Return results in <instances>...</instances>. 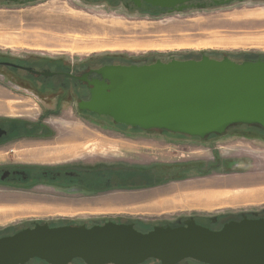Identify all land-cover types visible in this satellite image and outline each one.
I'll return each instance as SVG.
<instances>
[{
  "label": "rangeland",
  "instance_id": "obj_1",
  "mask_svg": "<svg viewBox=\"0 0 264 264\" xmlns=\"http://www.w3.org/2000/svg\"><path fill=\"white\" fill-rule=\"evenodd\" d=\"M133 7L120 0H0V57L76 66L86 60L145 64L203 54L264 59V0L205 2L174 12ZM8 72L14 71L0 67V124L18 138L0 144V237L33 223L91 226L107 220L147 231L193 218L216 229L264 210L261 127L237 124L205 140L160 130L126 134L106 120L79 116L72 102L58 103L45 116L52 106L40 104L30 89L17 88L4 77ZM28 129L37 137L23 136ZM24 168L33 181L3 183L4 172ZM86 170L103 180L63 179Z\"/></svg>",
  "mask_w": 264,
  "mask_h": 264
},
{
  "label": "water",
  "instance_id": "obj_2",
  "mask_svg": "<svg viewBox=\"0 0 264 264\" xmlns=\"http://www.w3.org/2000/svg\"><path fill=\"white\" fill-rule=\"evenodd\" d=\"M206 1L230 0H131L136 7L145 3L147 8L167 12L188 5L201 8ZM94 71L100 79L88 81L89 99L79 102L77 109L118 125L199 139L222 135L237 124L264 129V59L235 61L203 54L199 59L104 65ZM6 133L0 128V137ZM34 259L46 264H70L76 259L84 264H143L150 259L160 264L184 260L264 264V217L242 215L218 229L189 218L147 231L111 220L91 226L33 223L0 237V264H27Z\"/></svg>",
  "mask_w": 264,
  "mask_h": 264
},
{
  "label": "flooded vegetation",
  "instance_id": "obj_3",
  "mask_svg": "<svg viewBox=\"0 0 264 264\" xmlns=\"http://www.w3.org/2000/svg\"><path fill=\"white\" fill-rule=\"evenodd\" d=\"M115 1L118 0H109L107 2L113 3ZM120 1H122L124 4L129 5L131 8H134L133 2H131V0H120ZM206 3H210V1H206ZM140 7L145 9L147 5L145 3H142ZM149 10L150 12H152L155 10V8L151 7ZM156 10L162 12L165 11V9H160V8H157ZM9 64H13L15 66ZM111 64H121V63L108 62L98 65L94 61L86 60L82 64L76 66V65L65 64L64 62L62 61L60 62L58 60H43V59L30 58V57H25L23 59H18V60L15 59L10 60L7 58L5 59L0 57V67L11 68L14 71L13 74H10V72L5 73L4 74L5 76L3 75L5 78L10 77L12 79L11 83H14L17 88L30 89L33 92V95L39 94L38 97L40 96L41 98L45 99V102H43L41 101L42 99L39 97L40 104L43 103V105L54 107V108L48 107V111H45L43 113L45 116L47 113L56 111V106L59 105L58 103L72 102V104L74 103V106L76 105L77 108V104L79 102L87 101L89 99V89L91 87L88 85V81L92 79H100V76L97 73H95L94 70L98 69L101 66L111 65ZM44 73L46 74L44 75ZM52 101L53 104H51ZM79 116L85 118L92 116L97 120H104V121L106 120L110 122L109 124L112 125L114 128H116L117 131L126 134H134V133L147 134L150 133V131H152L150 130L147 133H145L144 131L138 128L118 125L114 123L110 118L104 116H98L88 111H79ZM0 128L4 129V125L0 124ZM161 133L162 134L164 133L166 135L173 134L166 131H161ZM22 135L23 136L27 135V137L35 138L37 132L33 129H28L27 134L24 132ZM174 135L183 136V138H187L191 140L199 139L197 137H189L180 134H174ZM214 135L215 134L208 135L205 138H203V140H205L209 136H214ZM17 138L18 137H15L13 132H9L7 130V134L0 137V144L7 141L15 140ZM16 171L20 173H13V169H11L10 172L6 171L7 174L4 175L5 178L3 183L5 182L9 185H18V184L22 185V184L30 183L31 181L34 180L32 178L31 179L29 178V176L31 175L30 174L31 170L29 169L26 170L24 168L23 170L17 169ZM42 173L45 174L46 172H42ZM91 174L93 173L86 170V172L82 171L81 173L73 176L65 174L63 179L64 181L67 180V183H73V184H90L93 183L94 181H97V179L103 180L102 179L103 177L96 178L95 174L93 175ZM96 174L99 175V172H96ZM246 216L248 218L264 217V210L258 211V214L247 213ZM241 217L238 219H241Z\"/></svg>",
  "mask_w": 264,
  "mask_h": 264
},
{
  "label": "trees",
  "instance_id": "obj_4",
  "mask_svg": "<svg viewBox=\"0 0 264 264\" xmlns=\"http://www.w3.org/2000/svg\"><path fill=\"white\" fill-rule=\"evenodd\" d=\"M124 181H126L127 180V178L125 179H123ZM124 184H122L121 183V186H123ZM135 226H136V224H135ZM222 226V224L221 225H218L217 227H216V229H218V228H220ZM137 228V227H136ZM138 229V228H137ZM143 230V229H142ZM146 231V230H145ZM34 260H38V259H34ZM150 260H152V259H150ZM38 261H41V260H38ZM78 261H80L81 263H82V261L81 260H78ZM148 261V260H147ZM152 261H155V260H152ZM30 262V261H29ZM42 263H44V264H46L44 261H41ZM155 262H157V261H155ZM145 263V262H144ZM158 264H160L159 262H157ZM198 263V262H197ZM201 264V263H200Z\"/></svg>",
  "mask_w": 264,
  "mask_h": 264
}]
</instances>
